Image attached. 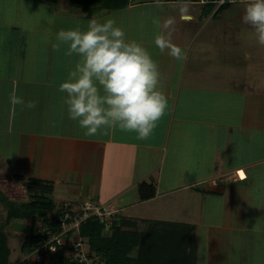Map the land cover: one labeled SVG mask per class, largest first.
I'll return each instance as SVG.
<instances>
[{
	"label": "crops",
	"instance_id": "crops-1",
	"mask_svg": "<svg viewBox=\"0 0 264 264\" xmlns=\"http://www.w3.org/2000/svg\"><path fill=\"white\" fill-rule=\"evenodd\" d=\"M44 2L50 1L20 0L18 15L0 27V135L17 142L14 174L51 180L53 194H64L58 207L91 202L118 208L116 219L125 230H145L155 221L192 225L197 264L200 259L264 264V46L227 31L221 37L216 25L207 36L208 18L230 6L205 13L207 5L200 2L135 0L124 8L86 13L70 0H57L50 2V25ZM186 2L190 11L181 16L178 5ZM154 3L167 4L165 11L148 5ZM152 9L156 14L149 13ZM156 16L161 23L175 18L171 39L186 52L185 61L155 46L163 31L153 23ZM108 18L116 20L126 39L147 49L165 78L169 108L148 140L118 125L85 136L68 118L66 94L58 91L78 60L67 54V45L54 47L58 31L86 30L90 19ZM195 18L199 22H192ZM14 87L25 103L37 106L13 109ZM5 153L0 160L10 163ZM14 174L6 170L1 186L22 200L26 187ZM144 181L154 182V197L141 198ZM10 220L32 230L29 218ZM11 264H24L23 258Z\"/></svg>",
	"mask_w": 264,
	"mask_h": 264
},
{
	"label": "clouds",
	"instance_id": "clouds-1",
	"mask_svg": "<svg viewBox=\"0 0 264 264\" xmlns=\"http://www.w3.org/2000/svg\"><path fill=\"white\" fill-rule=\"evenodd\" d=\"M243 5L242 22L255 33L257 43L264 46V0H231ZM159 6V5H157ZM187 4L179 8L181 16L189 13ZM153 23L163 31L156 35L154 44L161 54L165 52L182 62L186 52L172 42L176 30L174 17L162 23ZM54 47L67 45V54L78 60L74 70L58 86L65 93L64 104L70 120L76 121L85 136H95L103 128L118 125L121 130L135 132L137 139L148 140L169 108L162 91L165 78L159 64L140 43L126 39L125 31L114 18L104 22L88 21L87 29H61ZM13 106L34 109L35 101L25 103L16 94L9 93Z\"/></svg>",
	"mask_w": 264,
	"mask_h": 264
},
{
	"label": "trees",
	"instance_id": "trees-1",
	"mask_svg": "<svg viewBox=\"0 0 264 264\" xmlns=\"http://www.w3.org/2000/svg\"><path fill=\"white\" fill-rule=\"evenodd\" d=\"M70 1L89 13L95 8H124L135 0ZM206 5L205 13H210L214 5ZM228 6L229 4L223 5L220 9ZM14 177L26 187L27 197L16 200L0 188V202L7 207V221L13 217L29 218L32 221V230L22 248L25 256L51 234L60 230V209L53 197L54 183L51 180L20 174H14ZM139 191L142 199H148L156 194V186L154 182L144 181L140 183ZM119 221L114 220L111 231L95 216L88 218L81 225L82 235L89 242L91 249L101 256L103 264H197L196 240L191 230L192 225L155 221L148 229L129 231L123 229ZM11 254L8 236L5 230L0 228V264H11ZM65 262L66 259L59 254L52 256L47 264Z\"/></svg>",
	"mask_w": 264,
	"mask_h": 264
},
{
	"label": "rangeland",
	"instance_id": "rangeland-1",
	"mask_svg": "<svg viewBox=\"0 0 264 264\" xmlns=\"http://www.w3.org/2000/svg\"><path fill=\"white\" fill-rule=\"evenodd\" d=\"M168 3V2H167ZM189 2L186 3H182V4H187L188 6H190V4H188ZM20 4V0H0V27L5 26L7 24H9L10 22V18L16 17L18 15V11H17V7ZM43 4H45L46 6L49 7H43V14L44 15H48V23L51 25V20L53 17V9H52V5H50L49 3L44 2ZM159 5L157 7V5H152V4H148L150 6H154L152 8H157V10H162L165 8V5L167 4H163V3H154ZM170 4V3H168ZM44 5V6H45ZM170 6H177V5H173L170 4ZM181 5H178V7H180ZM230 7L225 9L220 16H218L217 18L215 17H209L208 21H206L205 19L202 20L203 23H205V21L208 23L207 27L204 29V32L207 33V36L209 37L211 35V29L214 25H216V28H213L214 30L217 29L218 35L221 37H225V34L227 35L226 31L228 32L229 35H231L232 33H235V36L239 37V39H245V43H247V40H250V42H252L253 40L255 45L257 44V46L259 45L257 43L256 37H255V33L254 30L249 26V25H245L242 22V15H243V5L241 4H230ZM191 7V6H190ZM47 9V11H46ZM51 10V11H50ZM98 10V9H97ZM165 11V9L163 10ZM149 13L151 14H156V11L154 9L150 10ZM161 15V14H160ZM154 16V15H153ZM153 19V18H152ZM154 19H159L158 16L154 17ZM178 23L179 24H183V23H188V21H186L185 19H179L177 18ZM199 18H195L193 19L192 22H199ZM58 22V21H57ZM56 22V23H57ZM59 22H63L62 20H59ZM201 22V21H200ZM54 23V22H53ZM213 24V25H211ZM174 35V33H173ZM205 35V33H204ZM180 36V33L179 35ZM185 36H187L188 38V33H185ZM249 43V42H248ZM263 66H264V60H263ZM2 104L0 101V106L2 108ZM2 112H4V110H2ZM4 134L0 135V137L2 138V140L0 141V155H5L8 151V153H10V163H6L4 160V162H2L3 160H0V174L2 176H4L6 174V170H10L11 173L14 174V170L16 169V166L14 165V160H16V154H17V142L15 140L12 139H8V135H6V138H4ZM1 157V156H0ZM1 159V158H0ZM11 165V168L9 167ZM5 169V170H3ZM0 176V188H2L1 183H2V179ZM3 189V188H2ZM9 189V187H8ZM12 189V188H11ZM9 189V193H13L14 195L17 194L16 192L18 191H13ZM3 191L5 193H7V191L5 189H3ZM12 194V195H13ZM64 194L60 191H57L55 194H53V197L56 199V202L59 203L60 199H63ZM58 206V205H57ZM38 226V225H37ZM0 228L4 229L7 236H8V244L12 249V254H11V261L13 263L21 261L22 258H24V252H23V245L26 242L27 239V233L30 231L31 226H28L26 224H23L20 221H7V208L5 206V204L0 202ZM111 231V229H110ZM198 264H203L202 259H200V263Z\"/></svg>",
	"mask_w": 264,
	"mask_h": 264
},
{
	"label": "built area",
	"instance_id": "built-area-1",
	"mask_svg": "<svg viewBox=\"0 0 264 264\" xmlns=\"http://www.w3.org/2000/svg\"><path fill=\"white\" fill-rule=\"evenodd\" d=\"M196 2L213 4L215 7L234 4L231 0H197ZM59 209L60 230L25 254L24 264H47L52 256L59 254L66 259L65 264H103L101 256L91 249L89 242L82 235L81 225L88 218L95 216L110 230L119 213L118 208L84 202L80 207L64 203Z\"/></svg>",
	"mask_w": 264,
	"mask_h": 264
},
{
	"label": "snow or ice",
	"instance_id": "snow-or-ice-1",
	"mask_svg": "<svg viewBox=\"0 0 264 264\" xmlns=\"http://www.w3.org/2000/svg\"><path fill=\"white\" fill-rule=\"evenodd\" d=\"M240 175H241V177H243V175H244V174H243V173H241Z\"/></svg>",
	"mask_w": 264,
	"mask_h": 264
}]
</instances>
